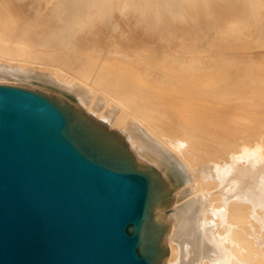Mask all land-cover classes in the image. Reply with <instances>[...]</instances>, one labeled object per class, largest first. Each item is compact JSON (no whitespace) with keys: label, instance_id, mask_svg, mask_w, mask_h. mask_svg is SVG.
<instances>
[{"label":"bare ground","instance_id":"obj_1","mask_svg":"<svg viewBox=\"0 0 264 264\" xmlns=\"http://www.w3.org/2000/svg\"><path fill=\"white\" fill-rule=\"evenodd\" d=\"M0 81L169 180L162 264H264V0H0Z\"/></svg>","mask_w":264,"mask_h":264},{"label":"water","instance_id":"obj_2","mask_svg":"<svg viewBox=\"0 0 264 264\" xmlns=\"http://www.w3.org/2000/svg\"><path fill=\"white\" fill-rule=\"evenodd\" d=\"M169 196L61 94L0 84V264H162Z\"/></svg>","mask_w":264,"mask_h":264},{"label":"rangeland","instance_id":"obj_3","mask_svg":"<svg viewBox=\"0 0 264 264\" xmlns=\"http://www.w3.org/2000/svg\"><path fill=\"white\" fill-rule=\"evenodd\" d=\"M0 84L14 85V84L1 83V81H0ZM15 86H26V87H28L29 89L45 91L44 88L39 87V86H35V85H15ZM47 94H49V92H47ZM50 95H52V94L50 93ZM65 99H67V97H66ZM67 100H68V99H67Z\"/></svg>","mask_w":264,"mask_h":264}]
</instances>
